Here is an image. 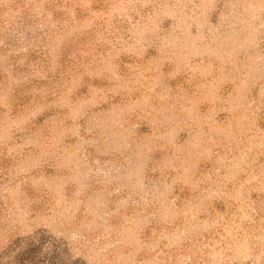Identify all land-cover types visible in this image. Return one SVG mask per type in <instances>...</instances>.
I'll list each match as a JSON object with an SVG mask.
<instances>
[{"label":"rangeland","instance_id":"rangeland-1","mask_svg":"<svg viewBox=\"0 0 264 264\" xmlns=\"http://www.w3.org/2000/svg\"><path fill=\"white\" fill-rule=\"evenodd\" d=\"M0 264H264V0H0Z\"/></svg>","mask_w":264,"mask_h":264},{"label":"trees","instance_id":"trees-1","mask_svg":"<svg viewBox=\"0 0 264 264\" xmlns=\"http://www.w3.org/2000/svg\"><path fill=\"white\" fill-rule=\"evenodd\" d=\"M95 3V2H94ZM102 7V3H96V5L94 6V8H101ZM59 17V13L55 12V18ZM65 61V60H62Z\"/></svg>","mask_w":264,"mask_h":264}]
</instances>
